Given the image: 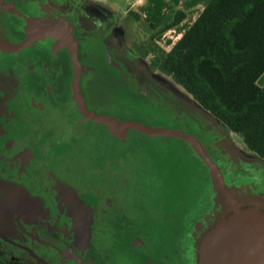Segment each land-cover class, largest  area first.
<instances>
[{
	"label": "flooded vegetation",
	"instance_id": "af4514ba",
	"mask_svg": "<svg viewBox=\"0 0 264 264\" xmlns=\"http://www.w3.org/2000/svg\"><path fill=\"white\" fill-rule=\"evenodd\" d=\"M113 15L108 7L91 0H3L0 39L11 44L22 41L23 18H64L79 43L78 59L88 68L80 77L86 109L124 121L130 115V80L140 83L134 96L148 100L162 96L148 85L147 77L152 71L149 65L146 70L130 65L139 53L135 47L132 55L127 53L116 24H111ZM18 33L23 35L20 41L16 40ZM73 75L68 50L52 39L38 41L19 53L0 51V264H96L91 256L93 240L91 237L85 242L86 235L78 225L80 216L91 218L93 235L105 212L123 214V198L103 196L98 186L93 188L92 183L98 178L90 175L93 157L88 155L86 160L83 156V170L69 168L77 152L92 150L97 131L101 140L108 142H123L130 132L118 139L107 126L85 120L73 100ZM48 83L62 86L59 101L46 105L45 100L18 97L28 84H37L41 89V85ZM39 134L42 140L31 144L30 139ZM90 142L92 146L87 145ZM213 145L214 142L204 143L211 160L216 155L222 159L224 150ZM95 167L104 168L99 164ZM120 169L124 174V167L120 165ZM109 172L105 181L113 189L118 171L114 167ZM116 181L124 191L128 185L125 176ZM233 195L243 206H249V200L239 192ZM221 203H217L220 212L225 208ZM211 222V217H207L199 225L205 227ZM133 241L137 244L134 247L143 248L146 244L136 237ZM184 248L179 252L176 241L170 239L153 253L159 264H191L192 255L187 246ZM194 260L197 264L196 254Z\"/></svg>",
	"mask_w": 264,
	"mask_h": 264
},
{
	"label": "rangeland",
	"instance_id": "374dc122",
	"mask_svg": "<svg viewBox=\"0 0 264 264\" xmlns=\"http://www.w3.org/2000/svg\"><path fill=\"white\" fill-rule=\"evenodd\" d=\"M123 13L124 10L115 9L111 24H116L120 41L128 48L127 53L132 55L135 45L152 33L147 23L138 22ZM15 36L17 41L23 37L21 33ZM171 36L167 35L164 39L157 37L155 41L161 46L162 40H173ZM27 54L30 55L31 52ZM148 63L149 58L144 59L138 55L130 65L145 69ZM149 73L148 85L162 97L148 100L134 96L139 91L140 83L130 80L128 120L153 128L181 130L198 138L203 147L204 143L208 145L214 142V148L224 150L222 159L216 155L212 157V161L222 173L227 189L233 193L239 192L240 196L249 200V205L261 202L264 208V161L245 147L239 135L230 132L220 121L204 111L171 78L159 72ZM43 85L40 89L37 84H28L18 97H28L38 102L45 100L46 105L61 99V85ZM162 93L167 100H164ZM98 133L94 135L95 146L92 150L85 147L87 151L80 150L73 157L75 161L69 163L70 170H83V156L89 160L86 156L90 155L93 157L90 175L98 177L92 183L93 188L98 186L97 189L103 196L110 194L111 198L124 199L120 210L123 214L107 211L100 220L98 216L96 220L101 224L93 235L90 231L91 218L84 214L80 216L78 225L86 235L85 242L88 243L92 237L91 256L95 258L96 264H159L153 252L163 248L170 239L176 241L179 252L187 246L193 258L191 264H195L194 254L200 238L226 210L220 212L221 209H218L220 205L217 203L222 198L208 169L192 147L178 139L148 137L134 130H130L123 142L103 141ZM39 139L42 140L40 134L34 135L30 139L31 144ZM87 145L92 146V143ZM98 164L104 168L95 169ZM120 165L124 167V174ZM110 166L118 171L114 175L112 190L107 187L109 182L107 184L105 181L109 171L113 170ZM123 176L128 183L124 191L119 186L120 182L116 181ZM223 204L222 201L221 205ZM172 217L174 218L171 219ZM207 217H211V224L205 227L199 225L206 222ZM134 237L145 241V246L134 247L137 245L133 241Z\"/></svg>",
	"mask_w": 264,
	"mask_h": 264
},
{
	"label": "trees",
	"instance_id": "16d2710c",
	"mask_svg": "<svg viewBox=\"0 0 264 264\" xmlns=\"http://www.w3.org/2000/svg\"><path fill=\"white\" fill-rule=\"evenodd\" d=\"M184 20V12L170 8L160 23L147 25L152 34L135 45L137 52L264 161V87L257 85L264 73V0H212L171 50L157 44Z\"/></svg>",
	"mask_w": 264,
	"mask_h": 264
},
{
	"label": "water",
	"instance_id": "95a60500",
	"mask_svg": "<svg viewBox=\"0 0 264 264\" xmlns=\"http://www.w3.org/2000/svg\"><path fill=\"white\" fill-rule=\"evenodd\" d=\"M3 0H0V7ZM25 38L16 44L0 39V51L19 53L38 41L52 39L61 48L68 50L73 68L71 83L73 100L85 120L101 123L108 127L112 135L123 139L134 130L148 137L174 138L192 147L195 154L208 169L225 206V214L218 217L206 230L197 245V264H264V208L261 202L249 206L239 203L227 189L222 173L211 160L198 138L181 130L153 128L145 124L96 115L89 112L80 92V77L88 68L78 59L79 43L72 28L64 18L55 20L45 17L23 18ZM109 62L110 55H108Z\"/></svg>",
	"mask_w": 264,
	"mask_h": 264
},
{
	"label": "crops",
	"instance_id": "0c3cea01",
	"mask_svg": "<svg viewBox=\"0 0 264 264\" xmlns=\"http://www.w3.org/2000/svg\"><path fill=\"white\" fill-rule=\"evenodd\" d=\"M108 7L114 12L115 9L124 10V15L134 14L133 18H138V22L148 24H158L166 17L170 8L180 10L185 14V20L173 30L158 36L164 39L167 35H172L169 41L162 40L160 44L164 50L169 51L181 36L198 19L202 11L212 0H91ZM257 85L264 87V73L257 81Z\"/></svg>",
	"mask_w": 264,
	"mask_h": 264
}]
</instances>
